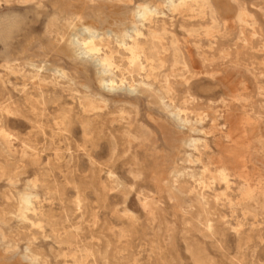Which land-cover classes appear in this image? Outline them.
I'll list each match as a JSON object with an SVG mask.
<instances>
[{
	"label": "rangeland",
	"instance_id": "obj_1",
	"mask_svg": "<svg viewBox=\"0 0 264 264\" xmlns=\"http://www.w3.org/2000/svg\"><path fill=\"white\" fill-rule=\"evenodd\" d=\"M185 1L0 0V264H264V0Z\"/></svg>",
	"mask_w": 264,
	"mask_h": 264
},
{
	"label": "bare ground",
	"instance_id": "obj_2",
	"mask_svg": "<svg viewBox=\"0 0 264 264\" xmlns=\"http://www.w3.org/2000/svg\"><path fill=\"white\" fill-rule=\"evenodd\" d=\"M169 1H173L174 2V0H169ZM184 2H186L185 0H183ZM189 1V0H188ZM178 7V6H177ZM156 11V9H154V10H151L150 8H149V6H144V5H142V6H138L137 7V9L135 10V12H134V15L135 16H137V17H140V16H142V15H147V14H152V13H154ZM107 33H109V32H107ZM86 34L88 35V41H86V40H84V41H80L79 40V38H78V36H76V34H74L73 36V45L76 47V51H77V53L80 55V56H82V57H88V58H93L92 57V52H93V48L94 47H98V43H99V40H100V37L98 36V34H97V32L96 31H90V30H87L86 31ZM83 35L84 36H86L85 35V33H83ZM178 39V38H177ZM153 44V43H152ZM94 60V59H93ZM108 60L107 59H101V58H99V57H97L96 59H95V64H96V66L98 67V75H99V84H100V86L103 88V89H105V90H107V91H109V92H111V91H115V90H117V89H123L124 90V86H123V84H122V86L120 87V86H115V80L114 81H107L106 79H105V74H107V72H108V69L110 70V68H107L108 67V65L106 66V62H107ZM109 73H111V72H109ZM109 75V74H108ZM111 75V74H110ZM113 78V77H112ZM52 85V84H51ZM72 85V84H71ZM53 86V85H52ZM38 87V86H37ZM134 86H129L128 87V90H132V91H135L136 89L134 88ZM41 98V97H40ZM43 98V97H42ZM55 99V98H54ZM53 99V100H54ZM61 99V98H60ZM31 100V99H30ZM56 100H57V98H56ZM90 100V99H89ZM50 101V100H49ZM45 102V101H44ZM83 102H84V100H83ZM28 103V102H27ZM81 105V104H80ZM85 106V105H84ZM43 107V106H42ZM65 110V109H64ZM35 112V111H34ZM107 117V116H106ZM111 119V118H110ZM85 120V119H84ZM66 123V122H65ZM96 123H98V122H96ZM101 126V125H100ZM103 130V129H102ZM88 131H89V129H88ZM250 134V133H249ZM258 137V136H257ZM63 138V137H62ZM254 138V137H253ZM256 138V137H255ZM254 138V139H255ZM107 165V164H106ZM26 196V195H25ZM23 198V197H22ZM25 198V197H24ZM23 202H25L26 204H29V199H24V201Z\"/></svg>",
	"mask_w": 264,
	"mask_h": 264
}]
</instances>
